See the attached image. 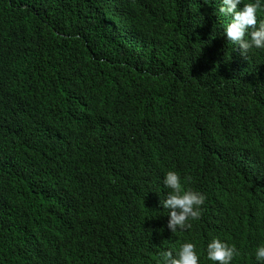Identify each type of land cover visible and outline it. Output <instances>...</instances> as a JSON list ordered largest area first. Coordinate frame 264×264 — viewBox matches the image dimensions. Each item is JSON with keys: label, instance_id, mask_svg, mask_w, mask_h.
Instances as JSON below:
<instances>
[{"label": "trees", "instance_id": "obj_1", "mask_svg": "<svg viewBox=\"0 0 264 264\" xmlns=\"http://www.w3.org/2000/svg\"><path fill=\"white\" fill-rule=\"evenodd\" d=\"M213 1L0 0V264H160L213 237L255 261L264 50L242 56ZM169 170L205 197L175 233Z\"/></svg>", "mask_w": 264, "mask_h": 264}, {"label": "clouds", "instance_id": "obj_2", "mask_svg": "<svg viewBox=\"0 0 264 264\" xmlns=\"http://www.w3.org/2000/svg\"><path fill=\"white\" fill-rule=\"evenodd\" d=\"M187 1L192 3L193 0ZM217 2L218 0H214L208 7H213ZM218 11L231 17L224 28V35L228 41L238 46L241 55L246 54V59L263 58L260 50H264V20L258 22L257 14L264 11V0H219ZM162 183L169 189L166 198L158 203L163 207L164 214L168 210L167 228L172 233L177 229H190L189 221L200 218L204 195L182 188L181 178L176 171H167ZM222 211L214 210L205 218L206 233H213L222 227ZM238 255L239 251L234 245L213 237L200 248L197 243L185 242L175 254L164 251L160 256V264H232L234 257ZM254 259L256 262L252 260V264H264V243L255 248Z\"/></svg>", "mask_w": 264, "mask_h": 264}, {"label": "bare ground", "instance_id": "obj_3", "mask_svg": "<svg viewBox=\"0 0 264 264\" xmlns=\"http://www.w3.org/2000/svg\"><path fill=\"white\" fill-rule=\"evenodd\" d=\"M107 132V131H106ZM260 245V244H259Z\"/></svg>", "mask_w": 264, "mask_h": 264}]
</instances>
